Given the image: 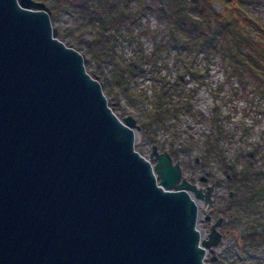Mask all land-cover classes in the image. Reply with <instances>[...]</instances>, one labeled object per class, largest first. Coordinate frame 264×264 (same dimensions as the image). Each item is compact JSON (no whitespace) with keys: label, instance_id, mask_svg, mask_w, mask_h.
<instances>
[{"label":"water","instance_id":"obj_1","mask_svg":"<svg viewBox=\"0 0 264 264\" xmlns=\"http://www.w3.org/2000/svg\"><path fill=\"white\" fill-rule=\"evenodd\" d=\"M58 35L45 3L0 0V264L216 263L223 218L197 227L214 183L135 150L136 119Z\"/></svg>","mask_w":264,"mask_h":264},{"label":"rangeland","instance_id":"obj_2","mask_svg":"<svg viewBox=\"0 0 264 264\" xmlns=\"http://www.w3.org/2000/svg\"><path fill=\"white\" fill-rule=\"evenodd\" d=\"M224 1H212V9L218 14H223L225 12ZM145 2L148 0H136L134 4L143 5ZM241 6L254 20L258 21L259 30L264 31V0H246ZM50 13L52 25L57 28L60 40L74 48L77 44L74 39L82 42L81 47L75 49L86 58V68L98 77L114 112L122 117L131 115L142 128L141 133L136 132L135 149L144 156L150 153L152 144L157 145L159 151L169 152L171 148L181 149L179 155L173 157L180 161L183 175L198 187H202L197 180L200 176L208 177V184H215L209 205L202 201L198 204L200 210L212 211L213 220L223 218L222 227L217 228L222 234V240L216 249L219 260L217 263H207L264 264V236L253 242L244 241V235L247 232L259 228V224L264 222V197L256 212L244 214L234 209L232 212L238 214L234 217L233 213L228 210V189L225 184H219L224 178L221 166L215 160L210 159V156L208 159V154L204 153L206 150L204 139L208 136L210 127L209 119L216 105L221 115L227 116L224 125L226 137L221 147L226 151L228 158L241 154L237 162L239 169L247 162L249 152H252L251 155L255 159L254 168L264 169V102L259 101L251 93L253 87L250 81L244 80V84L247 85L245 88L239 86L233 79L227 81L221 63L216 58L208 63L202 53L196 55L193 51L184 50L180 54L171 43H168L167 48L162 52L152 55L154 50L157 51V45L164 43L173 32L170 29L171 25L156 16L141 17L135 21L134 25L131 24L130 31L135 36L134 38H130V34L118 37L116 49L123 61L119 57L109 61L104 56L99 62L95 52L90 51L94 35L88 33V28L84 25L85 21L76 12H65L57 6L53 7ZM62 33L67 34L68 37L62 36ZM117 61L120 62L118 65L121 67L120 71L129 82L128 89L132 95L126 96L120 88L109 84H113L114 71L112 68L114 69V63H118ZM129 63L134 64L133 70ZM141 69L142 72H140ZM200 71L204 73L200 78L201 83L192 79V74ZM158 77L166 82H175L177 78H180L183 85L180 96L184 98L187 94L192 96V109L191 113H182L178 119L171 121L167 128L162 127V124L160 129L149 133L145 120L146 114L154 108V93L160 87L155 80ZM252 83L255 84L254 81ZM179 90L178 88V93ZM153 118L156 119V116ZM152 127L150 125V128ZM203 215H200L197 227L202 239H205L209 226ZM255 242L256 244L252 245Z\"/></svg>","mask_w":264,"mask_h":264},{"label":"trees","instance_id":"obj_3","mask_svg":"<svg viewBox=\"0 0 264 264\" xmlns=\"http://www.w3.org/2000/svg\"><path fill=\"white\" fill-rule=\"evenodd\" d=\"M36 1L45 3L50 10L57 6L65 12H76L85 21L84 25L88 28V33L94 35V39L91 40L92 49L89 48L90 51L95 52L99 62L104 56L109 61L116 57L123 61L116 49L118 37L130 34L129 37L134 38L135 36L130 31L131 24L134 25L135 21L141 17L156 16L171 25L170 29L173 32L164 43L157 45V51L154 50L152 55L162 52L167 48L168 43H171L180 54L184 50L193 51L196 55L202 53L208 63L216 58L226 74L225 80L233 79L242 88L247 87L244 84L245 79L246 82L250 81L253 87L251 93L259 101L264 102V31L259 30L258 21L254 20L241 6L246 0H225L223 14H218L212 9L211 2L214 0H148L143 5L134 4L136 0ZM62 36L68 37L63 33ZM74 41L77 43L75 48L81 47V41L75 39ZM182 58L186 60L185 57ZM133 63H129L132 70ZM118 65L120 62L114 63L113 84H109L120 88L126 96L132 95L128 89L129 82ZM142 71L141 69L140 72ZM88 72L96 76L92 71L88 70ZM202 74L204 73L201 71L195 72L192 74V79L201 83ZM155 80L160 87L154 93V108L146 114L145 122L149 133L158 129L162 124V127L167 128L171 121L178 119L182 113H191L192 109V96L190 94H187L185 98L180 96L183 87L180 78H177L175 82H166L161 77ZM253 81L255 84L252 83ZM153 116H156V119ZM226 117L222 116L218 106L214 105L209 119V133L204 139L206 148L204 153L208 154V159L210 156V159L215 160L221 166L219 167L224 178L219 184H225L228 189V210L234 212L236 209L241 213L251 214L252 211L256 212L264 197V169L254 168L255 159L251 155L252 152H249L247 162L239 169L237 162L241 154L228 158L226 151L221 147L226 137L224 130ZM150 125L153 127L150 128ZM179 151L181 149L178 148L169 150L174 157L179 155ZM232 215L238 216L235 213ZM259 225V228H254L244 235V241L253 242L261 236L263 238L264 222ZM254 244L256 242L252 245Z\"/></svg>","mask_w":264,"mask_h":264},{"label":"flooded vegetation","instance_id":"obj_4","mask_svg":"<svg viewBox=\"0 0 264 264\" xmlns=\"http://www.w3.org/2000/svg\"><path fill=\"white\" fill-rule=\"evenodd\" d=\"M205 178H206V177H205ZM193 180H194V179H193ZM193 180H191V181H193ZM197 180H198V183L202 185V190L204 191L205 188L208 186V177L206 178V180H203V179H202V176H200ZM194 181H195V180H194ZM230 194H232V193H230ZM213 219H214V218L212 217V218H211V221L208 222L209 229H210L211 224H213V223L215 222V220H213ZM213 221H214V222H213ZM222 224H223V223H221L220 226H219L218 228L222 227ZM208 232H209V230H208Z\"/></svg>","mask_w":264,"mask_h":264},{"label":"bare ground","instance_id":"obj_5","mask_svg":"<svg viewBox=\"0 0 264 264\" xmlns=\"http://www.w3.org/2000/svg\"><path fill=\"white\" fill-rule=\"evenodd\" d=\"M198 204H199V202H198Z\"/></svg>","mask_w":264,"mask_h":264}]
</instances>
